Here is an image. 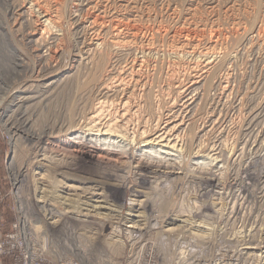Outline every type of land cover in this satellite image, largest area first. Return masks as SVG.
<instances>
[{"label":"rangeland","instance_id":"374dc122","mask_svg":"<svg viewBox=\"0 0 264 264\" xmlns=\"http://www.w3.org/2000/svg\"><path fill=\"white\" fill-rule=\"evenodd\" d=\"M32 1L0 0V231L19 214L27 221L26 229L37 245L43 243L60 253L79 250L80 240L84 241L76 237L79 236L96 252L104 256L112 254L111 258L106 256L110 260L125 252L129 243L135 246L146 243L153 250L155 264H264V186L260 192L262 185L252 184L245 192L248 199L238 201L237 206L230 190L232 183L240 178L242 168L258 173L257 167L249 166V157L230 166V148L244 131L249 114L264 106V0ZM29 2L34 6L27 9ZM23 4L26 8L20 16L15 9ZM41 9L47 10L51 23L33 34V43H40V46L53 40L57 46L53 45L58 52L57 62L52 66L54 69L51 67L54 71L49 70L52 74L58 71L62 78L55 83L59 87L54 84L55 88L52 86L46 92L44 104L35 101L27 109L32 120L29 129L47 132L43 133L42 140L35 142L26 140L21 134H18L20 139L11 136L1 105L7 95L15 91L6 81L9 76L20 77L18 65H23L21 69L27 71L22 79L32 83H29L31 89L35 90L36 80L42 79L30 77L28 70L35 60L24 40L32 27L41 25L38 14ZM115 23L123 25L120 28L126 26L128 31L124 28L126 32L122 30L116 35ZM115 42L123 45L113 46ZM146 47L149 53L142 75L148 82L145 81L144 87H137L142 95L141 101L138 97L136 101L142 107L136 117L139 122L144 117L149 118L147 124L165 106L171 91L172 96H176L173 83L199 74L195 69L201 66L195 68V60L208 56L213 61L196 84L201 94L197 93L194 121L185 128L184 151L146 142L133 144L114 133L107 135L81 127L83 117L98 96L111 100L119 95L117 90L104 95L103 84L116 74L119 65L131 60L132 55L138 56L139 48ZM167 64L169 68L177 66L178 77L174 73L171 84L173 90L170 87L172 78L165 79L169 76ZM14 69L16 74L12 73ZM165 70L168 73L164 74ZM47 76L43 79L51 80ZM225 81H229L231 93L223 103L217 96ZM64 83L68 85L64 87ZM208 117L215 120L218 117L222 128L217 122L211 131L207 128L204 135L199 129L204 122L210 121ZM223 128L230 133V139L217 159L204 156V153L193 154L196 142L212 143ZM39 147L42 148L37 154ZM43 155L47 160L52 157L57 163L45 161ZM260 157L264 159V150ZM231 172L235 175L230 176ZM66 184L77 187L68 188ZM170 227L173 230L164 231ZM117 236L120 240L115 238Z\"/></svg>","mask_w":264,"mask_h":264},{"label":"bare ground","instance_id":"6f19581e","mask_svg":"<svg viewBox=\"0 0 264 264\" xmlns=\"http://www.w3.org/2000/svg\"><path fill=\"white\" fill-rule=\"evenodd\" d=\"M32 1V0H30ZM93 1V0H92ZM103 1V0H102ZM101 1V2H102ZM96 2V0H95ZM124 2V1H123ZM126 2V1H125ZM33 3V1H32ZM31 2H29L27 4V9H30L32 6H34ZM85 3V2H83ZM91 3V1H90ZM89 3V4H90ZM107 4V1L105 2ZM131 3V2H130ZM101 4V3H100ZM24 6H20L18 7V9L15 11L17 12L16 14L20 15L22 14L23 10H25V4H23ZM97 5V4H96ZM42 6V5H41ZM87 6V5H86ZM95 6V5H94ZM103 6H106L105 4ZM126 6V5H125ZM134 6V5H133ZM36 7V6H35ZM38 7V6H37ZM40 7V6H39ZM89 7V6H88ZM101 7V5H100ZM97 9V8H96ZM95 9V10H96ZM105 9V8H104ZM102 9V10H104ZM109 9V8H108ZM130 9V8H129ZM100 10V9H99ZM47 11V10H46ZM45 11V9H41V12H39V16H40V21H41V25H36L35 23V27H32V29L30 31H28L26 33V36H25V39L24 40H27L26 44H28V47H30L32 53H33V59L35 60V66L33 65L32 67L30 66V69L28 71H30L31 75L30 77H39V78H42L40 80H36L38 82V85H36V88L35 90L31 89V85L32 84L31 82H27L28 80H25V79H22L23 78V75L24 73H26L27 71L21 69L23 68L24 66L23 65H18L17 68H19V71H17V75H19L21 79L18 78L17 76V79H16V75H14L15 78H11V76H9L7 78V84L6 85H9V88H11V90H15L13 91L12 94H9L7 95V97L5 98V101H4V104L2 103L1 105V111H3V114L4 116H7V121L5 123V126H6V129L11 133V136L12 137H15V136H19L18 134H21L26 140L28 141H33V140H36L35 142H39L40 140H42V137H43V133H47V132H36L32 129H29L28 127V124L30 123V116L28 115L27 113V109L29 106H31L30 104H33L35 101H41V103L45 102V94L46 92L48 91L49 92V89L50 87L53 86V88L56 87H59V85L57 86L56 81L57 80H60L59 77L60 75L58 76V71L54 74L50 73V68L56 64L55 62H57V46H55L53 44V40H50V41H47L46 44H41L39 46L40 43L36 44V43H33L34 39L32 38L33 37V34L37 31V30H40V27L43 26L42 28H44L45 24L46 26L49 25L51 23V18L49 17V14ZM98 11V10H96ZM114 10H111V13H113ZM119 11V10H118ZM14 12V11H13ZM19 12V13H18ZM102 12V11H101ZM100 12V13H101ZM106 12V11H105ZM115 12V11H114ZM110 13V14H111ZM117 13V12H115ZM11 14V13H10ZM103 15V12L102 14ZM101 15H99L101 17ZM141 15V14H140ZM38 16V15H37ZM51 16V15H50ZM105 16V15H104ZM103 16V17H104ZM107 16V15H106ZM105 16V17H106ZM109 16V14H108ZM36 17V16H35ZM96 17V16H95ZM104 17V18H105ZM111 17V16H110ZM110 17L108 19H110ZM113 17V16H112ZM116 17V16H114ZM141 17V16H140ZM16 18V17H14ZM37 18V17H36ZM118 18V17H117ZM95 19V18H94ZM101 19L100 22H102V18H99ZM113 19V18H112ZM122 19V18H121ZM38 20V18H37ZM36 20V21H37ZM96 20V19H95ZM98 20V18H97ZM111 20V19H110ZM117 20V19H116ZM94 21V20H92ZM91 21V22H92ZM109 21V20H108ZM107 21V22H108ZM112 21V20H111ZM121 21V20H119ZM117 20V22H119ZM123 21V20H122ZM99 22V23H100ZM115 22V20H114ZM116 22V23H117ZM127 22V21H126ZM97 23V22H96ZM95 23V24H96ZM110 23V22H109ZM113 23V22H112ZM116 23H115V26H116ZM38 24V23H37ZM102 24V23H101ZM104 24V23H103ZM107 24V23H106ZM118 24V23H117ZM127 24V23H126ZM78 25V24H77ZM80 25V24H79ZM97 25V24H96ZM114 25V24H113ZM45 26V27H46ZM121 24L120 25H117L115 28H116V35L119 36L118 33H120L124 28L126 30V26L124 28H120ZM123 26V25H122ZM121 26V27H122ZM129 26V25H127ZM131 26V25H130ZM101 27V25L99 26ZM144 27V26H143ZM83 28V27H82ZM114 28V27H113ZM129 28V27H128ZM45 29V28H44ZM43 29V30H44ZM132 29V28H131ZM93 30V29H91ZM134 30H137V29H134ZM139 30V29H138ZM78 31V30H77ZM128 31V30H126ZM123 30V32H126ZM188 31V30H186ZM93 32V31H92ZM95 32V31H94ZM114 32V31H113ZM191 32V31H190ZM41 33V32H40ZM131 33V32H130ZM133 33V32H132ZM131 33V34H132ZM85 34V33H84ZM82 34V35H84ZM91 34V33H90ZM121 34V33H120ZM191 34V33H190ZM80 35V34H79ZM81 35V36H82ZM95 35V34H93ZM136 35V34H135ZM145 35V34H144ZM186 35V33H185ZM189 35V34H188ZM24 36V35H23ZM96 36V35H95ZM114 36H115V33H114ZM113 36V37H114ZM133 36V35H132ZM143 35H141V38H142ZM80 37V36H79ZM92 37V36H91ZM191 37V35L189 36ZM86 38V37H85ZM95 38V37H94ZM119 38H122V35L121 37ZM136 38V37H135ZM144 38V37H143ZM83 40V39H82ZM115 40V39H114ZM125 39L123 38V41ZM137 40V39H136ZM150 40V39H149ZM37 40H35L36 42ZM57 41V40H56ZM119 41V39H118ZM143 40H141L142 42ZM147 41V40H145ZM60 42V41H59ZM84 42V41H82ZM81 42V43H82ZM97 42V41H96ZM114 42V41H113ZM121 42V41H120ZM152 42V41H151ZM101 43V42H100ZM100 43H96L97 45H99ZM146 43V42H145ZM150 43V42H149ZM57 44V43H56ZM114 45L113 46H116V47H121V45L123 44H120L119 42H115L113 43ZM153 44V43H152ZM53 45L55 47H53ZM147 46V44H145ZM151 45V44H150ZM142 46V45H141ZM152 46V45H151ZM150 46V47H151ZM115 47V48H116ZM124 47V46H123ZM122 47V48H123ZM43 48V49H42ZM114 48V49H115ZM153 48V47H152ZM151 48V49H152ZM44 50V51H43ZM126 50V48H125ZM193 50V49H192ZM43 51V52H42ZM84 52V51H83ZM118 52V51H117ZM175 52V51H174ZM182 52V51H181ZM184 52V51H183ZM188 52V51H186ZM184 52V53H186ZM201 52V51H200ZM124 53H127V52H124ZM132 53V52H131ZM136 53V52H135ZM134 53V54H135ZM149 53V47H146V48H139V55L138 56H133L132 55V59L129 57L131 60L128 59V61L125 60L124 64L122 66L119 65V69L118 71L113 74H115L113 77H111L108 81V83H104L103 86H102V90H103V94L107 92H111L113 90H117V92L119 93V95H117V97H115V99H107L103 96H98V98L94 101V103L91 105L90 107V110L87 112L86 116L83 117V120L81 121V127L84 128V130H87V131H97V132H101L103 131L104 134H112L114 133L113 135H116L117 136H120V137H123V139H128L129 140V143H141V142H146L148 144H160V147H166L170 150H175V151H182L183 150V144H184V140H185V128L189 126V124L192 122L193 120V114L194 112L196 113V111H194L195 107L197 108V106H195L197 103H196V99H197V93H200L198 92V89H197V83L200 82V80H202V77H203V73L205 74L206 70L210 67V65H213L211 64L213 61H211V59L207 58V57H204V59H200V60H195L194 62V67L197 68L199 65L201 66L200 68L198 69H195L197 71V75H192L191 77H188L187 75H185V71L183 73V76H187V78H184V80H182V78L178 81H176L175 83L174 82V73L176 72V68L173 66H170V68L168 67V64H167V67H168V71H169V76L168 78H165L167 80H169V78L171 79L170 81V87H171V84L173 83L174 85V90H176L175 94L176 95L175 97L172 96L173 94L172 91L171 93L169 94V96L167 97V102L166 100H164L166 103H165V106L162 107V109H160V112L159 114L157 115L156 114V117L150 119V124H147V122L149 121L148 119H145L147 117H144L143 121H140L139 122V119L138 116L136 117V115L139 113L140 111V107L141 104L137 103V97L139 99V97H141L142 95V91L139 90L137 87L139 86H142L144 87V84L146 82H148V80H145L147 77H145L144 75H142V69L143 67H145L144 65H146V60L148 59L147 58V54ZM152 53V52H151ZM154 53V52H153ZM183 53V54H184ZM192 53V52H190ZM198 53V52H197ZM204 53V52H203ZM202 53V54H203ZM207 53V52H206ZM122 54V53H121ZM179 54V53H178ZM178 54H176L175 56H177ZM181 54V53H180ZM188 54V53H187ZM187 54L183 55V56H186ZM194 54V53H193ZM199 54V53H198ZM197 54V55H198ZM208 54V53H207ZM25 55V54H24ZM23 55V56H24ZM182 55V54H181ZM191 55V54H190ZM196 55V54H194ZM200 55V54H199ZM214 55V54H212ZM22 56V57H23ZM32 56V55H31ZM78 56V55H77ZM201 58H202V55H200ZM80 57V59H84V57H81V56H78ZM149 57V56H148ZM180 57V56H178ZM190 57V56H189ZM192 60L194 59V56H191ZM199 57V56H197ZM196 57V58H197ZM17 58V57H16ZM20 58V57H19ZM145 58H147L145 60ZM152 58V57H150ZM149 58V59H150ZM161 58V57H160ZM185 58V57H184ZM188 58V57H187ZM212 58V56H211ZM226 58V57H225ZM224 60H227L225 59ZM228 58V57H227ZM22 59V58H21ZM24 59V58H23ZM27 59V58H26ZM168 59V58H167ZM190 59V60H191ZM199 59V58H198ZM214 59V57H213ZM230 59V58H229ZM72 60V59H71ZM78 60V59H77ZM154 60V59H153ZM166 60V59H165ZM170 60V59H168ZM177 60V59H176ZM187 60V59H186ZM218 60V59H217ZM223 60V59H222ZM223 60V61H224ZM82 61V60H81ZM150 61V60H149ZM156 61V60H155ZM154 61V62H155ZM174 61V60H173ZM179 61V60H178ZM189 61V60H188ZM188 61H185V62H188ZM219 61V60H218ZM26 62V61H25ZM74 62V60H73ZM84 62V61H83ZM167 62V60H166ZM176 62V61H175ZM181 62V61H179ZM183 62V61H182ZM216 62V61H215ZM214 62V63H215ZM220 62V61H219ZM23 63H24V60H23ZM86 63V62H85ZM121 63V62H120ZM150 63V62H149ZM152 63V61H151ZM158 63V61H157ZM170 63V62H169ZM173 63V62H172ZM189 63H192V62H189ZM224 63V62H223ZM26 64V63H25ZM70 64V63H69ZM77 64V62H76ZM80 64V63H79ZM82 64V63H81ZM156 64V62H155ZM193 64V63H192ZM216 64V63H215ZM71 65V64H70ZM154 65V63H153ZM171 65V64H170ZM177 65V63L175 64ZM184 65V64H183ZM188 65V64H187ZM226 65V64H225ZM74 66V65H73ZM151 66V65H150ZM161 66V65H160ZM159 66V68H160ZM179 66L181 67V64H179ZM178 66V67H179ZM185 66V65H184ZM221 66V65H220ZM224 66V64H223ZM29 68V66H27ZM80 67V66H79ZM162 67V66H161ZM179 67V68H180ZM187 67V66H186ZM191 67V66H190ZM212 67V66H211ZM215 67V65L213 66ZM212 67V68H213ZM54 69V67H52ZM51 68V69H52ZM149 68V66L147 67ZM146 68V69H147ZM153 68V67H152ZM182 68V67H181ZM193 66L191 67L190 70H192ZM225 68V67H224ZM52 69V70H53ZM58 69V67H57ZM145 69V70H146ZM167 69V68H166ZM187 69V68H186ZM226 69V68H225ZM18 70V69H17ZM49 70V71H48ZM56 70V69H55ZM115 70V69H114ZM153 70V69H152ZM182 70V69H181ZM185 70V69H184ZM188 70V71H190ZM54 71V70H53ZM52 71V72H53ZM68 71V70H67ZM150 71V70H149ZM149 71H146V72H149ZM161 71V70H160ZM187 71V70H186ZM15 72V69L14 71L12 70V73ZM19 72V73H18ZM49 72V74H48ZM64 72V71H63ZM62 72V73H63ZM166 70L164 71V74H165ZM181 71H179L178 73L180 74ZM190 72H195V71H190ZM208 72V71H207ZM206 72V73H207ZM227 72V71H226ZM61 73V72H60ZM168 73V72H166ZM16 74V72H15ZM51 74V75H50ZM176 74V73H175ZM189 75V73H187ZM227 74V73H226ZM46 75H48L47 77L51 78V80H47L45 81L46 79H43V77ZM63 75V74H62ZM150 75H151V72H150ZM228 75V74H227ZM22 76V77H21ZM65 76H66V73H65ZM69 76V74L67 75ZM66 76V77H67ZM71 76V75H70ZM149 76V75H148ZM177 76V74L175 75ZM180 76V75H179ZM182 76V75H181ZM180 76V77H181ZM44 77V78H45ZM166 77V76H165ZM178 77V76H177ZM11 78V79H10ZM25 78V77H24ZM47 78V79H49ZM62 78V77H60ZM64 78V77H63ZM34 79V78H32ZM37 79V78H36ZM67 79V78H66ZM69 79V78H68ZM71 79V77H70ZM179 79V78H177ZM225 79V78H224ZM21 80V81H20ZM30 81L31 78L29 79ZM43 80V81H42ZM65 80V79H64ZM63 80V81H64ZM176 80V79H175ZM220 80V79H219ZM223 80V79H221ZM62 81V82H63ZM146 81V82H145ZM33 82V81H32ZM61 82V81H60ZM59 82V83H60ZM65 82V81H64ZM67 82V81H66ZM71 82V81H69ZM163 82V81H162ZM165 82V80H164ZM202 82V81H201ZM218 82V81H217ZM222 82V81H221ZM224 82V81H223ZM229 82V81H228ZM227 81H225V84L223 85H219L220 86V91H219V99L218 100H222L223 103L224 101H226L227 97L229 96V93L231 89H229V85ZM30 83V84H29ZM133 83V84H131ZM168 83V82H167ZM219 83V82H218ZM217 83V84H218ZM37 84V83H36ZM55 84V86H54ZM65 84V83H64ZM67 84V83H66ZM64 85L67 86V85ZM132 85V88H130L129 85ZM220 84V83H219ZM166 85V84H165ZM173 85L171 87V89L173 88ZM35 86V84L33 85ZM218 86V85H217ZM218 86V87H219ZM63 87V88H64ZM165 87V86H164ZM199 87V86H198ZM231 87V86H230ZM2 88V87H1ZM61 88V89H63ZM3 89V88H2ZM1 90V89H0ZM5 90V89H4ZM55 90V89H54ZM57 90V89H56ZM55 90V92H56ZM58 90H60L58 88ZM65 90V89H63ZM62 90V91H63ZM161 90V89H160ZM170 90V89H169ZM173 90V89H172ZM219 90V89H218ZM66 91H67V88H66ZM164 91V89H163ZM168 91V90H167ZM2 92V91H0ZM5 92V91H4ZM12 92V91H11ZM10 92V93H11ZM53 92V91H52ZM54 92V93H55ZM59 92V91H58ZM61 92V91H60ZM59 92V93H60ZM102 92V91H101ZM116 93V91H114ZM113 92V93H114ZM51 93V92H50ZM49 93V94H50ZM62 93V92H61ZM64 93V92H63ZM67 93V92H66ZM140 93V94H139ZM165 93V91H164ZM163 93V94H164ZM174 93V91H173ZM47 94V95H49ZM102 94V93H101ZM104 94V95H106ZM159 94L161 95L162 93L159 92ZM201 94V93H200ZM55 95V94H53ZM64 95V94H63ZM158 95V94H157ZM159 95V96H160ZM6 96V95H5ZM57 96V95H56ZM61 96V95H59ZM58 96V97H59ZM163 96V95H161ZM50 97V96H49ZM143 97V96H142ZM200 97V95L198 96ZM216 97V96H215ZM53 98V96H52ZM57 98V97H56ZM162 98H166V97H162ZM49 99V98H48ZM158 99V97H157ZM217 99V98H216ZM239 99V97H238ZM47 100V99H46ZM140 100V99H139ZM218 100H216L218 102ZM43 101V102H42ZM141 101V100H140ZM239 101V100H238ZM237 101V102H238ZM33 102V103H32ZM139 102V101H138ZM162 102V101H161ZM219 103V102H218ZM44 104V103H43ZM238 104V103H237ZM236 104V105H237ZM164 105V103L162 104ZM198 105V104H197ZM222 105V103H221ZM262 107H259L257 109H255L254 111H252L249 116H250V119H248L247 121V124L245 126V128L243 129L244 131L241 133V135L234 141V145L230 148V166H235V165H238L239 162L241 161H244L245 158H250L249 160V166L251 167H257L258 168V173H255L254 171H250V169H248L247 167H245L244 169L242 168L241 171H242V174L240 176V178L238 179V181H235L234 183H232L231 187H230V190L232 192V196H234V204L235 206L238 205V201H241V202H244L248 199V195L245 194L246 191L250 190L252 184L254 185L255 183H260L262 186H261V189H260V192L263 188V182H264V159L260 157V154L261 152L264 150V121L262 120V116H263V113H264V106L261 105ZM159 108V107H158ZM216 108V107H215ZM232 109V108H231ZM237 110V109H236ZM215 111V110H214ZM142 112V111H141ZM235 112V111H234ZM237 112V111H236ZM232 113V112H231ZM230 113V114H231ZM233 114V113H232ZM141 114H139L140 116ZM136 119H135V118ZM197 117V116H196ZM81 118V117H79ZM210 118V117H208ZM216 118V117H215ZM218 118V117H217ZM217 118L216 120L215 119H211L210 118V121H206L204 122L205 124L203 125L202 129H199L200 133L204 134L207 132V128H209L208 130L211 131V128L213 129V126H215V123H219V118H218V121H217ZM224 119H226L224 117ZM228 119V118H227ZM141 120V119H140ZM194 121V120H193ZM222 121V120H220ZM80 122V121H79ZM221 123V122H220ZM219 123V126L221 127V124ZM225 123V122H224ZM59 124V123H58ZM80 125V123H78ZM56 125V124H53V126ZM62 125V124H61ZM60 125V126H61ZM29 126L31 127V125L29 124ZM63 126V125H62ZM218 126V127H219ZM56 127V126H55ZM59 127V126H58ZM78 127V125H77ZM219 127V128H220ZM52 128V127H51ZM50 128V129H51ZM65 127H63L62 129H64ZM81 128V130H82ZM222 128V127H221ZM54 129V128H53ZM66 129V128H65ZM64 131L66 132L68 129H66ZM77 129V128H76ZM43 130V129H42ZM48 130V128L46 129ZM120 130V131H119ZM121 130H123L122 133H119L121 132ZM222 130V133L218 134L219 136L216 137V140L213 141L212 143L210 144H203V143H200L199 141L196 142L194 148L193 149V154H196V155H199L201 153H204V156H207L209 158H212L213 160L217 159L218 157V154L220 152V150L222 148H225L226 145H227V142L229 141L230 139V133L225 130L224 128L221 129ZM220 130V131H221ZM51 131H53L51 129ZM51 131H48L51 132ZM63 131V130H62ZM56 132V131H54ZM58 132V130H57ZM59 132L60 131V128H59ZM68 132V131H67ZM96 132V133H97ZM117 132V133H115ZM103 134V135H104ZM49 135V134H48ZM54 135V133H53ZM102 135V134H101ZM201 136V134H199ZM21 136V137H22ZM50 136V135H49ZM52 136V135H51ZM46 137V136H45ZM65 137V136H64ZM19 138V137H18ZM53 138V137H52ZM200 138V137H199ZM17 139V138H16ZM14 138V140H16ZM20 139V138H19ZM22 139V138H21ZM18 140V139H17ZM202 141V140H201ZM34 142V143H35ZM43 144V143H42ZM37 146V145H36ZM43 147V151H44V146ZM42 147H39L38 150L36 151L39 152L41 151V148ZM184 151V150H183ZM46 153V151H44ZM38 154V153H37ZM36 154V155H37ZM40 155V154H39ZM195 155V156H196ZM41 156V155H40ZM200 156V155H199ZM39 157V156H38ZM206 157V158H207ZM36 158V157H35ZM52 162L54 159H52V157H50ZM39 159V158H38ZM42 159H46V156L43 155V158ZM37 160V159H36ZM47 160V159H46ZM45 160V161H46ZM51 160H47V161H51ZM40 161V160H39ZM62 161V160H61ZM51 162V163H52ZM54 162H56L54 160ZM53 162V163H54ZM59 162V160H58ZM37 163V162H36ZM42 163V162H40ZM52 163V164H53ZM57 163V162H56ZM55 163V164H56ZM62 163V162H61ZM59 164V163H58ZM243 164V163H242ZM57 165V164H56ZM55 166V165H54ZM53 166V167H54ZM41 167V166H40ZM243 167V166H242ZM23 170V168H22ZM21 170V172H22ZM17 172H19L18 170H16ZM16 172V173H17ZM20 172V173H21ZM16 173H15V176H16ZM19 173H17L18 175ZM107 174V173H105ZM109 174V172H108ZM21 175V174H20ZM23 175V174H22ZM48 175V174H47ZM58 175V174H57ZM60 175V174H59ZM110 175V174H109ZM235 175V173H232L230 174V176H233ZM14 176V177H15ZM52 176V175H51ZM46 177V176H45ZM66 177V176H65ZM16 178V177H15ZM42 178V177H41ZM57 178V177H56ZM106 179V178H105ZM262 179V180H261ZM59 180V179H58ZM70 180V178L68 179ZM16 181V180H15ZM17 182V181H16ZM62 182V180L60 181ZM66 183V182H65ZM64 183V184H65ZM63 184V185H64ZM107 184V183H106ZM116 184V183H115ZM259 184V185H260ZM62 185V187H63ZM70 185V184H69ZM97 185V184H95ZM112 185V184H111ZM257 185V184H256ZM57 186V185H56ZM67 186V184H66ZM68 187V186H67ZM70 187V186H69ZM68 187V188H69ZM74 188V187H77V186H72L70 188ZM95 187V186H94ZM72 188V189H73ZM83 188V187H82ZM81 188V189H82ZM88 188V187H87ZM91 188V187H90ZM98 187H96L97 189ZM104 188V187H103ZM77 189V188H76ZM85 189V188H84ZM82 189V190H84ZM89 189V188H88ZM94 190V188H93ZM92 190V191H93ZM85 191V190H84ZM88 191V190H87ZM237 192V194L235 195V193ZM93 193V192H92ZM97 193V192H96ZM44 194V193H43ZM99 194V193H97ZM263 194H261L262 196ZM46 196V195H45ZM44 197V196H43ZM231 197V196H230ZM236 197V198H235ZM103 198V197H102ZM250 199V198H249ZM44 200V199H43ZM39 202H42V201H39ZM64 202V201H63ZM86 202V201H85ZM101 202V201H100ZM80 203V202H79ZM82 203V202H81ZM52 205V204H51ZM67 205V204H66ZM70 206V205H69ZM77 206V205H76ZM92 206V205H91ZM75 207V206H74ZM80 207V206H79ZM78 208V207H77ZM75 208V209H77ZM240 209V208H238ZM48 210V208H47ZM63 214V213H62ZM53 215V214H52ZM133 216H136V215H133ZM128 227H133L132 225H128ZM134 228V227H133ZM170 230H173L172 227L170 228H167L165 229L164 231H170ZM93 237V236H92ZM119 236L115 237L118 239ZM94 239V237H93ZM112 239V238H111ZM110 239V240H111ZM120 240V239H118ZM112 241V240H111ZM118 242V241H117ZM120 242V241H119ZM114 243H115V239H114ZM111 247V246H110ZM114 247V246H113ZM182 252V251H181Z\"/></svg>","mask_w":264,"mask_h":264},{"label":"built area","instance_id":"2783aa9c","mask_svg":"<svg viewBox=\"0 0 264 264\" xmlns=\"http://www.w3.org/2000/svg\"><path fill=\"white\" fill-rule=\"evenodd\" d=\"M26 223L18 214L8 230L0 231V264H155L153 250L146 243L140 246L129 243L125 252L110 260L112 254L104 256L93 250L85 238L76 236L84 239L80 240L82 247L76 252L60 253L43 243L37 245L36 239L28 233Z\"/></svg>","mask_w":264,"mask_h":264},{"label":"trees","instance_id":"16d2710c","mask_svg":"<svg viewBox=\"0 0 264 264\" xmlns=\"http://www.w3.org/2000/svg\"><path fill=\"white\" fill-rule=\"evenodd\" d=\"M10 224H11V223H10ZM10 224L8 225V227H7V228H5V229H4V231L8 230V228H9Z\"/></svg>","mask_w":264,"mask_h":264}]
</instances>
